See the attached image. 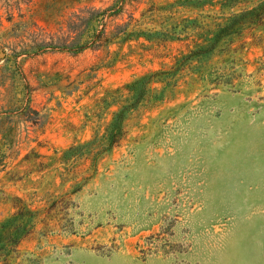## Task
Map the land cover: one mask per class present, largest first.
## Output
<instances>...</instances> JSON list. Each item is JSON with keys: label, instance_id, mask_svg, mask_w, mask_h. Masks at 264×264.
Here are the masks:
<instances>
[{"label": "rangeland", "instance_id": "1", "mask_svg": "<svg viewBox=\"0 0 264 264\" xmlns=\"http://www.w3.org/2000/svg\"><path fill=\"white\" fill-rule=\"evenodd\" d=\"M23 206L0 264H264V0H0V226Z\"/></svg>", "mask_w": 264, "mask_h": 264}, {"label": "trees", "instance_id": "2", "mask_svg": "<svg viewBox=\"0 0 264 264\" xmlns=\"http://www.w3.org/2000/svg\"><path fill=\"white\" fill-rule=\"evenodd\" d=\"M183 64L182 58L179 66L176 65L170 67L168 70L153 72L148 78L136 81L133 85L127 86L125 90L118 92L113 96V99L122 98L123 100L130 101L128 105H122L123 110H127L130 106L134 107L138 102L140 103L142 100L147 99V83L149 81L155 80L169 83L170 78L177 70H180V66ZM125 134L124 115L122 113H116L114 120L106 126L104 133L97 134L92 141L84 146L70 148V151L77 153L79 150L80 152L77 154L84 152L92 156H97L118 146ZM34 214L35 212L25 210L24 206L20 207V210L15 212L7 223L0 226L6 232L3 236L6 241H0V256L2 254L8 256L9 252L13 250V247L30 232Z\"/></svg>", "mask_w": 264, "mask_h": 264}]
</instances>
